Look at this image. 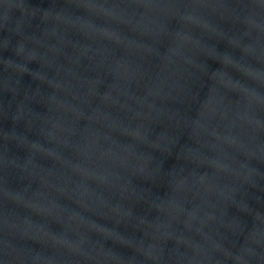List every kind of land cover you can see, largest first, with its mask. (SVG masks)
<instances>
[{"label":"water","instance_id":"95a60500","mask_svg":"<svg viewBox=\"0 0 264 264\" xmlns=\"http://www.w3.org/2000/svg\"><path fill=\"white\" fill-rule=\"evenodd\" d=\"M0 264H264V0H0Z\"/></svg>","mask_w":264,"mask_h":264}]
</instances>
